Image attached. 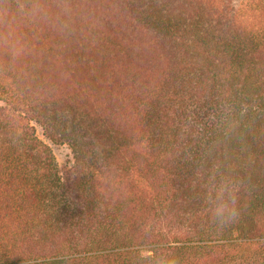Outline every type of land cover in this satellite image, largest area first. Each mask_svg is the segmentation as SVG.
<instances>
[{"label": "trees", "instance_id": "16d2710c", "mask_svg": "<svg viewBox=\"0 0 264 264\" xmlns=\"http://www.w3.org/2000/svg\"><path fill=\"white\" fill-rule=\"evenodd\" d=\"M0 264H264V0H0Z\"/></svg>", "mask_w": 264, "mask_h": 264}, {"label": "rangeland", "instance_id": "374dc122", "mask_svg": "<svg viewBox=\"0 0 264 264\" xmlns=\"http://www.w3.org/2000/svg\"><path fill=\"white\" fill-rule=\"evenodd\" d=\"M36 134L42 141H44V143H46L50 147L56 159V162L61 170L67 168L71 164V152L66 145L54 144L46 140L38 128L36 129Z\"/></svg>", "mask_w": 264, "mask_h": 264}, {"label": "clouds", "instance_id": "9594fccd", "mask_svg": "<svg viewBox=\"0 0 264 264\" xmlns=\"http://www.w3.org/2000/svg\"><path fill=\"white\" fill-rule=\"evenodd\" d=\"M225 207H226L225 204H220V205H218V206H216V207L213 208V216L217 220L223 219V217L225 215ZM233 214H234V210H233Z\"/></svg>", "mask_w": 264, "mask_h": 264}]
</instances>
